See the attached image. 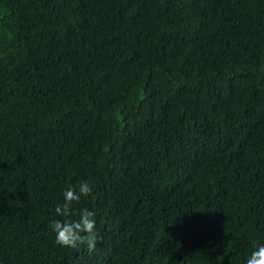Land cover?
<instances>
[{"label": "trees", "instance_id": "1", "mask_svg": "<svg viewBox=\"0 0 264 264\" xmlns=\"http://www.w3.org/2000/svg\"><path fill=\"white\" fill-rule=\"evenodd\" d=\"M84 210L95 251L59 246L52 222ZM259 245L264 0H0V264H246Z\"/></svg>", "mask_w": 264, "mask_h": 264}, {"label": "clouds", "instance_id": "2", "mask_svg": "<svg viewBox=\"0 0 264 264\" xmlns=\"http://www.w3.org/2000/svg\"><path fill=\"white\" fill-rule=\"evenodd\" d=\"M91 192L92 188L87 181H82L78 185V190L69 187L64 192V203L57 206L55 212L64 217L72 215L73 202H79L81 195L87 196ZM94 215V212L84 210L77 221L54 220L51 228L56 233L55 242L59 246L67 248H78L80 245H86L90 253L94 252L97 244ZM246 264H264V245H259L251 252Z\"/></svg>", "mask_w": 264, "mask_h": 264}]
</instances>
